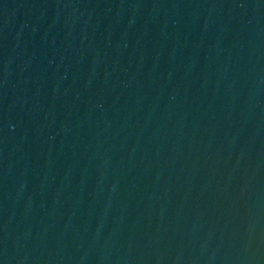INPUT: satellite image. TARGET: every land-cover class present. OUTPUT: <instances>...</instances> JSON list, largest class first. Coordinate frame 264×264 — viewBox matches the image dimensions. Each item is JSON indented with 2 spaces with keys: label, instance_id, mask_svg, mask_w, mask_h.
Wrapping results in <instances>:
<instances>
[{
  "label": "water",
  "instance_id": "1",
  "mask_svg": "<svg viewBox=\"0 0 264 264\" xmlns=\"http://www.w3.org/2000/svg\"><path fill=\"white\" fill-rule=\"evenodd\" d=\"M0 264H264V0H0Z\"/></svg>",
  "mask_w": 264,
  "mask_h": 264
}]
</instances>
